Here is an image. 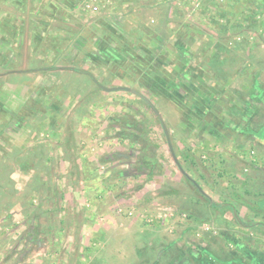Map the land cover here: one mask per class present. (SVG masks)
Segmentation results:
<instances>
[{"label":"rangeland","instance_id":"374dc122","mask_svg":"<svg viewBox=\"0 0 264 264\" xmlns=\"http://www.w3.org/2000/svg\"><path fill=\"white\" fill-rule=\"evenodd\" d=\"M86 3L0 0V264L264 254V4Z\"/></svg>","mask_w":264,"mask_h":264},{"label":"crops","instance_id":"0c3cea01","mask_svg":"<svg viewBox=\"0 0 264 264\" xmlns=\"http://www.w3.org/2000/svg\"><path fill=\"white\" fill-rule=\"evenodd\" d=\"M264 197V196H263ZM232 205V208L230 209V211H233V212H235L234 210H236V208H235V206L233 205V204H231ZM242 207H244V206H242ZM263 207V206H262ZM248 208V207H247ZM247 208H243L242 209V212L244 213H242V216H245V217H249L246 213H245V211H249L250 213H252L254 216L255 215H259L258 213L260 212V210H261V212L262 213H264V210H262L259 206H251V209H247ZM264 209V208H263ZM251 210H252V212H251ZM232 215H233V219H232V221H234L236 224H238V226H240L242 229L243 228H247V227H250V226H255V224L258 226V224H259V222H251V224L249 225V224H247V223H245L244 224V221L245 220H243V218H242V216H241V214H239L237 217H236V215H234L233 213H232ZM261 215V214H260ZM246 219V218H245ZM264 225V224H263ZM260 226V225H259ZM233 235V232H231V235H230V237H233L232 236ZM235 237V236H234ZM249 242V245H251L252 243V246H254V242H250L249 240H247V243ZM244 244L245 243H242V247H244ZM241 246V245H240ZM245 247H247V246H245ZM194 252V251H193ZM228 252V251H227ZM249 252H253L254 253V249L251 247L250 249H249ZM224 253V255L225 256H227V254H226V252H223ZM232 252H229L228 253V255H230V256H227V257H223V258H221V259H219V260H221L220 261V263L219 264H233V262H232V258H231V256H233L232 254H231ZM254 254H256V256L258 255L257 253H254ZM193 255V254H192ZM262 256H263V258H264V254H262ZM261 264H264V259H262V261H261Z\"/></svg>","mask_w":264,"mask_h":264},{"label":"trees","instance_id":"16d2710c","mask_svg":"<svg viewBox=\"0 0 264 264\" xmlns=\"http://www.w3.org/2000/svg\"><path fill=\"white\" fill-rule=\"evenodd\" d=\"M263 4H264V0H260ZM211 205L213 206V207H215L216 205H215V203H211ZM220 207H222V208H226V209H231L232 208V205L230 204V203H228V202H225L224 204H221L220 205ZM262 210H264L263 208H264V206L262 207H260ZM264 214V213H263ZM243 251L245 252L244 253V255H243V258H245V262L243 263V262H241V261H238L237 263H235V262H233V264H256V262H258V264H261V261H262V259H264L263 258V256H262V254H258L257 256H256V254H254V253H256L255 251H254V253L253 252H249V249L248 248H243ZM193 257H195V258H197V256L196 255H192ZM248 257V258H250L251 260H250V262L249 261H247V259H246V257ZM204 263H206V264H213V263H210V261L208 262V261H205V260H202ZM190 264H193V262H192V260H191V262H190Z\"/></svg>","mask_w":264,"mask_h":264},{"label":"built area","instance_id":"2783aa9c","mask_svg":"<svg viewBox=\"0 0 264 264\" xmlns=\"http://www.w3.org/2000/svg\"><path fill=\"white\" fill-rule=\"evenodd\" d=\"M86 7L90 11H97L101 0H86Z\"/></svg>","mask_w":264,"mask_h":264},{"label":"water","instance_id":"95a60500","mask_svg":"<svg viewBox=\"0 0 264 264\" xmlns=\"http://www.w3.org/2000/svg\"><path fill=\"white\" fill-rule=\"evenodd\" d=\"M95 84L103 91L105 92H112V91H119V90H128V88H123V87H113V88H105L104 86L98 84L96 81H95ZM173 156V155H172ZM174 158V156H173ZM199 189V188H198Z\"/></svg>","mask_w":264,"mask_h":264},{"label":"flooded vegetation","instance_id":"af4514ba","mask_svg":"<svg viewBox=\"0 0 264 264\" xmlns=\"http://www.w3.org/2000/svg\"><path fill=\"white\" fill-rule=\"evenodd\" d=\"M125 91H128V90H125ZM131 92H133V94H136L137 96H139V97H141V95L140 94H138V93H136L135 91H131ZM146 102V104L154 111V113L156 114V110H155V108L150 104V102H148L147 100H145ZM189 256H188V258H190L191 256H192V253H189L188 254Z\"/></svg>","mask_w":264,"mask_h":264}]
</instances>
